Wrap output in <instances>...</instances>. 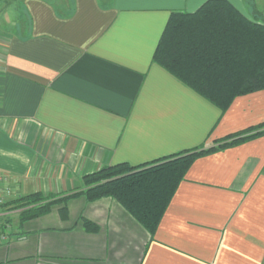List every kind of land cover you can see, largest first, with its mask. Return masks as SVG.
<instances>
[{"label":"crops","instance_id":"crops-1","mask_svg":"<svg viewBox=\"0 0 264 264\" xmlns=\"http://www.w3.org/2000/svg\"><path fill=\"white\" fill-rule=\"evenodd\" d=\"M207 0H0V176L12 201L82 187L264 121V89L225 113L153 57L174 11ZM264 22V1L229 0ZM258 3V4H257ZM35 218L0 204V264H264V135L194 161L154 235L117 200ZM91 221L96 229L86 228Z\"/></svg>","mask_w":264,"mask_h":264},{"label":"trees","instance_id":"trees-1","mask_svg":"<svg viewBox=\"0 0 264 264\" xmlns=\"http://www.w3.org/2000/svg\"><path fill=\"white\" fill-rule=\"evenodd\" d=\"M154 62L225 113L236 97L264 89V22L249 18L229 0H207L192 12L174 11ZM264 135V121L220 139L166 157L131 165L105 166L83 177L82 187L64 196L33 193L6 201L22 220L48 213L83 195L89 201L111 197L154 235L179 184L198 158ZM86 228L96 229L91 221Z\"/></svg>","mask_w":264,"mask_h":264},{"label":"built area","instance_id":"built-area-1","mask_svg":"<svg viewBox=\"0 0 264 264\" xmlns=\"http://www.w3.org/2000/svg\"><path fill=\"white\" fill-rule=\"evenodd\" d=\"M8 176L7 175H1L0 176V204L2 205L7 201L9 197L13 194L12 188L10 187L8 183ZM9 232L6 231H0V244L6 242L9 237Z\"/></svg>","mask_w":264,"mask_h":264},{"label":"rangeland","instance_id":"rangeland-1","mask_svg":"<svg viewBox=\"0 0 264 264\" xmlns=\"http://www.w3.org/2000/svg\"><path fill=\"white\" fill-rule=\"evenodd\" d=\"M262 1H264V0H262ZM258 4V3H257Z\"/></svg>","mask_w":264,"mask_h":264}]
</instances>
